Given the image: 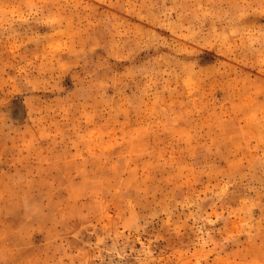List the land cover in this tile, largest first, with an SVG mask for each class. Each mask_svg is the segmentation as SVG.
<instances>
[{"label":"rangeland","instance_id":"obj_1","mask_svg":"<svg viewBox=\"0 0 264 264\" xmlns=\"http://www.w3.org/2000/svg\"><path fill=\"white\" fill-rule=\"evenodd\" d=\"M0 264H264V0H0Z\"/></svg>","mask_w":264,"mask_h":264}]
</instances>
